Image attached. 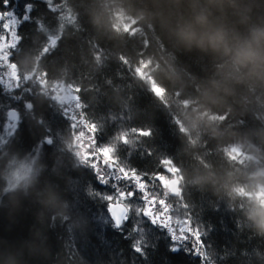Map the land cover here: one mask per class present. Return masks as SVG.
<instances>
[{"label": "trees", "instance_id": "trees-1", "mask_svg": "<svg viewBox=\"0 0 264 264\" xmlns=\"http://www.w3.org/2000/svg\"><path fill=\"white\" fill-rule=\"evenodd\" d=\"M29 3L12 60L28 79L0 83V264H264V0ZM208 35L221 42H201ZM59 85L75 89L122 174L164 197L176 168L167 210L195 230L203 255L142 210L127 178L101 182L51 97ZM24 169L26 186L14 187ZM123 194L135 205L117 228L109 205L127 206Z\"/></svg>", "mask_w": 264, "mask_h": 264}, {"label": "rangeland", "instance_id": "rangeland-1", "mask_svg": "<svg viewBox=\"0 0 264 264\" xmlns=\"http://www.w3.org/2000/svg\"><path fill=\"white\" fill-rule=\"evenodd\" d=\"M51 5L54 6V4L52 3ZM13 73V68H8L6 64L1 65L0 77H2L3 75V77L10 79L9 83L7 84V87L9 88H15L18 86V84L15 82ZM51 94V97L54 100L65 106V110L69 114L68 116L70 120L73 122V147L76 148L81 157L91 161L101 182H109L110 177L115 178L116 181H118L119 179L121 180L127 178L128 181L126 185H128V190H132L133 188L132 192H137L135 197V199H137L136 201L142 200V202H144L142 210L145 211V213L158 224L165 226V228H167V230L171 233L175 242H177L178 244H182L185 242L193 241L196 247V254L203 255V248L201 242L199 241V235L195 233V230L190 229V224L187 223L185 219L172 217V214L168 210L166 211L167 206L170 205L166 202L165 197L168 195L170 190H177L176 188L179 183V177L177 178V176L175 175L176 168L172 167V165L169 166V170L174 173V176L163 179L164 195L166 194V196L159 197L158 194H151L152 192L150 193L148 187L139 178L134 177V175H132L131 173L124 172L125 174H122L120 169L116 165H113L114 147L112 145L108 144L102 147L96 145L95 127L90 126L85 121L75 89L73 87L59 85L58 87L53 89V92ZM19 118V114H12L9 116L6 124L3 127L5 136H9L15 132ZM231 152L236 156L244 155L242 147L239 145L232 147ZM30 176L31 173L26 169L19 171L13 175V181L11 180L12 185L14 187H24L26 186V182ZM130 180H133V182H130ZM173 183L175 186L174 188L172 187ZM123 196L125 202L127 203V206L126 204H123L126 206L127 210L128 204L135 205L133 202L134 198H132L128 194H123ZM260 196H262L264 200V190L262 191ZM137 210V212L139 213V209Z\"/></svg>", "mask_w": 264, "mask_h": 264}, {"label": "flooded vegetation", "instance_id": "flooded-vegetation-1", "mask_svg": "<svg viewBox=\"0 0 264 264\" xmlns=\"http://www.w3.org/2000/svg\"><path fill=\"white\" fill-rule=\"evenodd\" d=\"M49 6L51 9L56 7L51 4ZM30 8L29 0H8L0 6V68L4 64L8 68H13V76L18 85L22 81L26 82L28 77L26 78V73H21L20 70L16 69L12 60L16 52L20 51V43L24 31L22 28L26 26ZM2 77H0V83L8 84L10 79ZM172 187L174 188L175 186L172 185Z\"/></svg>", "mask_w": 264, "mask_h": 264}, {"label": "water", "instance_id": "water-1", "mask_svg": "<svg viewBox=\"0 0 264 264\" xmlns=\"http://www.w3.org/2000/svg\"><path fill=\"white\" fill-rule=\"evenodd\" d=\"M9 114H18L17 110L13 109L9 111ZM174 185V183H173ZM111 217L117 228H120L121 225L128 220V210L126 206L122 203L112 205L110 208ZM117 218H119V223H117Z\"/></svg>", "mask_w": 264, "mask_h": 264}, {"label": "clouds", "instance_id": "clouds-1", "mask_svg": "<svg viewBox=\"0 0 264 264\" xmlns=\"http://www.w3.org/2000/svg\"><path fill=\"white\" fill-rule=\"evenodd\" d=\"M205 40L210 46H213V47H215L218 43L221 42V38L216 35H208L206 37H201V42H204ZM262 60H264V57H262ZM244 66L246 67L247 65H244ZM261 68L264 69V64L261 65ZM153 83L155 85L153 89L154 92L159 93V94L166 93L167 90L164 89L163 86L155 84L154 78H153ZM148 134L150 133L148 132L144 133V135H148ZM196 182H199V180H197Z\"/></svg>", "mask_w": 264, "mask_h": 264}, {"label": "bare ground", "instance_id": "bare-ground-1", "mask_svg": "<svg viewBox=\"0 0 264 264\" xmlns=\"http://www.w3.org/2000/svg\"><path fill=\"white\" fill-rule=\"evenodd\" d=\"M28 105V107H30V104L28 103L27 104ZM120 203V201H114V202H111L110 203V205H109V214H110V208H111V206L112 205H115V204H119ZM166 211H167V209H166ZM110 217H111V214H110ZM111 219H112V217H111ZM113 220V219H112ZM161 225V224H160ZM163 227H165V226H163Z\"/></svg>", "mask_w": 264, "mask_h": 264}, {"label": "snow or ice", "instance_id": "snow-or-ice-1", "mask_svg": "<svg viewBox=\"0 0 264 264\" xmlns=\"http://www.w3.org/2000/svg\"><path fill=\"white\" fill-rule=\"evenodd\" d=\"M6 2H7V0H6ZM142 134H144V133H142ZM133 195H134V193H133ZM120 221H119V218H117V223H119ZM173 250H175V249H173Z\"/></svg>", "mask_w": 264, "mask_h": 264}]
</instances>
